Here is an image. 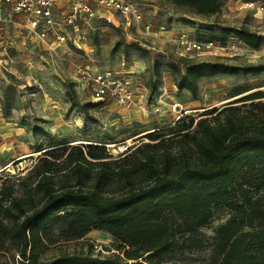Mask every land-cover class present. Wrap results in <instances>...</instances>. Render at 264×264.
I'll list each match as a JSON object with an SVG mask.
<instances>
[{
	"label": "rangeland",
	"instance_id": "1",
	"mask_svg": "<svg viewBox=\"0 0 264 264\" xmlns=\"http://www.w3.org/2000/svg\"><path fill=\"white\" fill-rule=\"evenodd\" d=\"M125 1L137 7L143 20L127 25L116 12H112L113 20L83 17L76 27L68 29L69 39L64 42L52 37L48 42L36 40L18 18L0 22V198L8 188L20 196L33 186L34 166L46 150L54 148L51 145L62 141L105 145L108 160H113L142 142L152 141L146 136L149 132H162L167 138L174 125L175 130L190 126L187 130L194 131L201 117L222 120L234 113L259 118L264 124V99L237 101L245 92L235 95L239 86L264 88V73L204 78L199 81V97L194 98L188 89L175 85L174 65H185L172 42L179 34L203 40L217 36L216 41L226 48L194 56V60L264 63V15L239 9L241 0H222L220 11L211 15L168 0ZM242 25L261 33L258 48L240 42L231 48L234 42L230 34L226 36L227 29ZM81 63L110 67L130 76L136 87V105L127 109L110 98L93 104L90 88L84 87L75 73V66ZM141 102L147 105L145 111L139 107ZM234 107V111L229 109ZM247 175L252 197L264 202V167ZM257 185H261L259 191ZM121 193L119 182H114L106 195ZM231 212L227 206H214L213 218L200 229L198 241L177 247L175 255L163 264H214L215 228ZM65 229L64 224L51 226L41 258L73 252L119 253L120 240L107 231L93 228L73 237ZM0 259L21 264L1 225Z\"/></svg>",
	"mask_w": 264,
	"mask_h": 264
},
{
	"label": "trees",
	"instance_id": "2",
	"mask_svg": "<svg viewBox=\"0 0 264 264\" xmlns=\"http://www.w3.org/2000/svg\"><path fill=\"white\" fill-rule=\"evenodd\" d=\"M168 1L209 15L219 12L222 3ZM227 31L226 36L235 33L250 47L261 45V33L247 26ZM180 59L185 68L174 65L175 85L188 89L194 98L199 97V81L204 78L264 71V63ZM251 89L239 86L235 95ZM262 98L264 90L258 89L237 101ZM262 123L234 113L222 120L201 117L194 131L187 130L190 126L175 130L174 125L167 138L162 132H149L146 136L155 142H142L113 160H108L105 145L53 144L34 166L33 186L20 196L10 188L2 192V232L18 251L21 264H163L177 247L198 241L200 229L213 218L214 206H227L230 216L215 228L214 264H264V202L252 197L247 180V173L264 167ZM114 182H119L122 193L106 195ZM57 224L66 225L67 235L73 237L93 228L107 231L120 240L119 253L41 258L43 241ZM0 264L8 263L0 259Z\"/></svg>",
	"mask_w": 264,
	"mask_h": 264
},
{
	"label": "built area",
	"instance_id": "3",
	"mask_svg": "<svg viewBox=\"0 0 264 264\" xmlns=\"http://www.w3.org/2000/svg\"><path fill=\"white\" fill-rule=\"evenodd\" d=\"M239 9L251 10L254 14L264 15V0H241ZM116 12L124 18L127 25L143 20V14L134 5L125 0H0V22H11L18 18L36 40L48 42V38L64 42L68 40V29L76 27L81 18L94 17L113 20ZM231 48L235 42L243 44L235 33ZM180 56L193 58L197 55L217 53V49L226 46L211 39H197L179 34L172 40ZM76 76L83 86H88L95 102L113 99L120 106L130 109L136 105V87L130 76L117 73L113 68H96L87 64L75 66ZM146 110L144 102L139 103Z\"/></svg>",
	"mask_w": 264,
	"mask_h": 264
},
{
	"label": "crops",
	"instance_id": "4",
	"mask_svg": "<svg viewBox=\"0 0 264 264\" xmlns=\"http://www.w3.org/2000/svg\"><path fill=\"white\" fill-rule=\"evenodd\" d=\"M96 68H98V67H96ZM261 73H264V71L261 72ZM260 86H262V85H260ZM252 89H254V90H251V91H255V90H258V89L264 90V88L259 87V86H258V88H252ZM251 91H250V92H251ZM246 93H249V92L246 91L244 94H246ZM244 94H242V95H244ZM262 99H264V98H262Z\"/></svg>",
	"mask_w": 264,
	"mask_h": 264
}]
</instances>
